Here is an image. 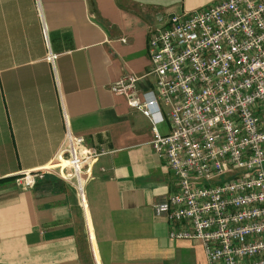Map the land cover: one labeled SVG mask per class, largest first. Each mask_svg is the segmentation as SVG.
<instances>
[{
	"label": "crops",
	"instance_id": "1",
	"mask_svg": "<svg viewBox=\"0 0 264 264\" xmlns=\"http://www.w3.org/2000/svg\"><path fill=\"white\" fill-rule=\"evenodd\" d=\"M216 1L0 0V264H206L204 249L188 263L173 253L203 246L169 237L154 206L176 178L152 148L151 120L110 87L134 73L141 98L152 91L158 16ZM157 128L170 133V120ZM68 133L99 154L85 198L56 171L25 188V173L59 160Z\"/></svg>",
	"mask_w": 264,
	"mask_h": 264
},
{
	"label": "built area",
	"instance_id": "2",
	"mask_svg": "<svg viewBox=\"0 0 264 264\" xmlns=\"http://www.w3.org/2000/svg\"><path fill=\"white\" fill-rule=\"evenodd\" d=\"M157 19L154 89L141 98L134 73L110 87L151 120L152 148L176 178L154 210L172 240L202 244L206 264H264V0H219ZM56 59L50 52L47 60ZM159 101L170 106L167 117ZM166 118L172 130L163 135ZM98 158L68 133L56 167L25 173L22 183L32 188L56 171L84 199Z\"/></svg>",
	"mask_w": 264,
	"mask_h": 264
},
{
	"label": "rangeland",
	"instance_id": "3",
	"mask_svg": "<svg viewBox=\"0 0 264 264\" xmlns=\"http://www.w3.org/2000/svg\"><path fill=\"white\" fill-rule=\"evenodd\" d=\"M153 80V78H152ZM59 160L52 164L55 166ZM63 165H66L63 162ZM203 249L201 246L197 245L195 242H184L181 246L174 249L173 253L177 256L179 261H183L184 263H188L193 259H197L198 261L202 259Z\"/></svg>",
	"mask_w": 264,
	"mask_h": 264
},
{
	"label": "bare ground",
	"instance_id": "4",
	"mask_svg": "<svg viewBox=\"0 0 264 264\" xmlns=\"http://www.w3.org/2000/svg\"><path fill=\"white\" fill-rule=\"evenodd\" d=\"M59 165H61V166L63 165V160L60 161V164ZM53 167H56V165L53 166Z\"/></svg>",
	"mask_w": 264,
	"mask_h": 264
}]
</instances>
